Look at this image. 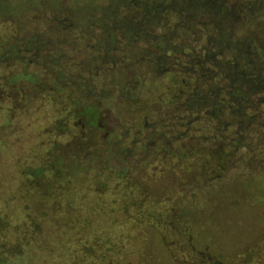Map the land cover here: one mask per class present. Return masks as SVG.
Instances as JSON below:
<instances>
[{"label": "trees", "instance_id": "16d2710c", "mask_svg": "<svg viewBox=\"0 0 264 264\" xmlns=\"http://www.w3.org/2000/svg\"><path fill=\"white\" fill-rule=\"evenodd\" d=\"M26 12L40 31L17 43L25 57L0 59L21 69L0 76V111L9 101V118L38 117L47 94L61 100L45 117L77 134L65 147L25 136L28 149L0 154V264H119L118 223L185 231V209L142 214L134 175L162 174L185 202L264 169V0H0V19Z\"/></svg>", "mask_w": 264, "mask_h": 264}, {"label": "rangeland", "instance_id": "374dc122", "mask_svg": "<svg viewBox=\"0 0 264 264\" xmlns=\"http://www.w3.org/2000/svg\"><path fill=\"white\" fill-rule=\"evenodd\" d=\"M15 1L1 0V3L13 4ZM38 16L39 14L26 12L18 17L7 15L0 19V59L7 62L10 54L13 58L25 57L18 53L17 43L39 33ZM18 25L26 28L25 31L19 33ZM258 27L261 30H257L256 39L263 41L264 18ZM20 70L15 62L6 63L5 66H0V76H11ZM29 71L39 77L43 76L42 71L34 66H31ZM50 89L52 93L55 92L54 88L49 87L48 91ZM48 91L46 93H50ZM66 91L67 94L69 89ZM63 96L66 95L62 94ZM60 100L58 98L56 102L53 99L51 103V99H47V94L39 96L32 103L33 108L44 107L40 109L38 117H31L29 112L19 111L14 119L9 118L6 107H10V103L5 101L3 104L5 106L0 111V127L5 126L8 127L7 129L11 128V131L15 129L18 132L0 133V141L3 140L1 142L4 143L3 148L7 153H0L3 154V160H11L18 151L28 149L23 146L24 144L30 147L31 144L25 141V136L31 140V137H34L32 135H35L43 145H54L53 147L68 145L71 136L77 134V131L70 125L61 126V117L56 115L45 117L47 111L49 114L54 111L57 107L55 104ZM60 118L61 120L57 121ZM31 122H37L36 130L33 127L29 130ZM110 123H113L112 119ZM65 129L67 134L64 133ZM79 129L80 132L83 131ZM17 140L21 141L19 145L16 144ZM144 175L133 176L134 181L138 180L142 186V190L140 189L142 194L139 198L142 201L140 210L143 211L142 214L156 209L153 212L163 215L171 208V211L175 210L176 217L181 214L182 209H185L186 214L181 219H177L179 225L185 227V231L180 236L178 230L171 232V229L165 226L163 228L166 229L165 231L157 230L159 233H152L143 226L129 224L130 221L118 223L108 233V237L116 243L118 253L116 257L119 264H264V169L223 184L217 189L213 188L205 197L200 193L195 199H187L185 202L180 200V190H176L172 182L167 178L164 179L162 174L155 173L147 177ZM153 176L157 178L155 181H152ZM108 195L103 197L86 193L81 197L85 204L102 200L110 205L112 201L117 200L116 196ZM114 214L116 216L122 212ZM123 218L120 215L119 222ZM93 219L96 221L97 229H101L104 223L107 225L106 222L109 221L101 212ZM57 256L60 257V253H57Z\"/></svg>", "mask_w": 264, "mask_h": 264}]
</instances>
